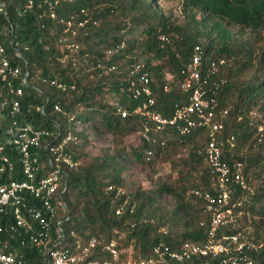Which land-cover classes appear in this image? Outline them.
Listing matches in <instances>:
<instances>
[{"label": "trees", "instance_id": "1", "mask_svg": "<svg viewBox=\"0 0 264 264\" xmlns=\"http://www.w3.org/2000/svg\"><path fill=\"white\" fill-rule=\"evenodd\" d=\"M2 1L10 3L7 16L13 25L12 42L28 65V83L35 87H22L18 122L55 133L60 126L61 137L70 131L75 138L67 144L66 151L77 166L67 170L64 177L66 186L61 198L64 207L57 209L52 221V239L58 237L61 229L65 236L63 247L74 252L96 239L89 259L100 261L110 259L103 250L104 244L116 240L120 262L146 259L160 244L177 251L186 243L207 242L210 220L205 202L192 193L214 192L215 178L204 156L198 154L207 145L206 130H193L182 136L167 128L153 141H147L140 135L143 119L131 113L139 100L120 93L129 83V66L142 62L151 78L155 109L163 116H171L176 106L185 103V96L176 86L179 73L193 46L201 44L206 56L229 61V66L217 77L226 79L218 96L220 108L228 109L223 136H236L234 147L225 152L224 158L229 163L243 164L247 182L254 189L251 201L239 209L243 212L240 223L218 229L215 240L240 234L253 239L254 245L246 243L234 251L231 248L229 254L220 258L193 256L183 262L168 260L166 264H220V259L230 256L237 264L246 261L264 264V245L259 247L264 242V133L258 132L260 126L264 127V114L261 118L249 116L251 111L264 113V0H184L183 18L177 21L164 16L157 9L156 0L63 3L55 9L58 16L67 17L84 9L96 22L89 23L77 38L81 49L76 66L56 61L61 28L46 17L38 18L40 11L48 12V4L37 9L42 0H33V9L20 17L17 10L28 0ZM0 23L9 26L3 16ZM42 24L46 25L43 29ZM227 26H234L245 35L238 37ZM159 33L168 35L171 43L162 45L157 39ZM4 42L7 51L13 52L8 42ZM121 43H125L124 49L106 56L107 50ZM17 61L21 78L26 67L22 59ZM97 64L113 65L116 70L100 75L101 71L95 68ZM250 73L253 75L248 80ZM168 74L173 81L168 82ZM20 78L13 80L14 86L21 87ZM51 81L64 84L67 89L62 91L50 85ZM2 84L0 80V89ZM166 84L170 86L167 93L163 90ZM115 102L130 115L122 118ZM55 105L60 112L54 110ZM42 106L49 118L37 110ZM67 116H74V121L68 122ZM97 126L111 136L112 151L91 157L92 132ZM128 137L136 138L137 144L126 146ZM246 144L248 150L242 154L240 149ZM183 148L187 151L185 157L170 161L177 178L168 176L156 180L153 190L144 189L137 169L154 168L163 155ZM41 159H46L43 151ZM63 189L64 186L60 187L59 192ZM238 195L236 192L233 200ZM164 196L173 201L172 209L162 204ZM13 248L21 264L46 263L44 251L19 245Z\"/></svg>", "mask_w": 264, "mask_h": 264}, {"label": "built area", "instance_id": "2", "mask_svg": "<svg viewBox=\"0 0 264 264\" xmlns=\"http://www.w3.org/2000/svg\"><path fill=\"white\" fill-rule=\"evenodd\" d=\"M74 1L42 0L36 5L39 9L42 4H48V12L40 11L38 18L46 17L61 28V35L56 43V61L60 65L70 62L76 66L77 54L81 49V42L77 38L89 23H96L84 9L67 17L57 15V7ZM9 4L0 0V21L3 16L9 24L7 27L0 23V80L3 83L0 89V264H21L13 245L44 251L45 264H166L168 260L183 262L193 256L220 258L221 255L229 254L230 243H237L238 237L229 236L215 240L216 232L221 227L235 223L237 214L241 212L239 209L248 204L253 195L243 164L239 161L229 163L224 158L225 152H230L234 147L236 136H223L228 109L220 108L218 96L226 84V79L217 77L229 66V61L224 57L210 58L206 56L203 45H194L189 60L181 69L176 82V86L185 96V103L176 106L171 116H163L155 109L151 78L142 62L129 66V83L125 89H120L121 94L127 93L133 99L139 100L131 113L143 119L140 135L147 141H153L167 128L175 129L182 136L190 134L193 130H206L207 145L198 154L204 156L215 178L214 192L203 193L194 190L192 193L205 202V212L210 220L207 242L204 245L186 243L177 251H171L160 244L153 248L151 256L146 259L120 262L117 242L112 239L103 246V250L110 255L109 260H90L91 250L97 244L96 239H91L85 246L77 247L74 252L63 247L65 236L61 229L56 239L51 237L52 221L57 209L62 210L64 207L61 199L66 186L64 177L67 176V170L77 166L66 151L67 144L75 138L70 131L61 137L60 126H57L58 132L55 133L49 129H39L32 124L18 122L22 87H35L28 83V65L16 44L12 42L13 25L7 16ZM34 6V1L28 0L17 10L18 16H24ZM45 27V24L41 25L42 29ZM157 39L162 45L171 43L169 36L164 33H159ZM5 40L13 52L7 51ZM124 48L125 43H121L107 50L106 56L111 57ZM18 58L24 61L26 67L21 78ZM95 68L101 71L100 75L116 70L113 65L107 67L97 64ZM19 78L21 87H16L13 80ZM171 81L173 77L168 74V82ZM43 82L47 83V80L43 79ZM50 85L62 91L67 89L57 81H51ZM70 89L73 91L74 87ZM163 90L169 92L170 86L164 85ZM114 107L122 118L130 115L129 111L121 108L119 102H115ZM37 110L45 115L44 106ZM54 110L60 112L59 106L55 105ZM256 115L261 118L255 111L249 113V116ZM67 120L74 121V116H67ZM258 132L264 133V127L260 126ZM42 151L46 156L44 160L41 159ZM16 177L20 179H15ZM62 186L64 189L59 192ZM236 192H239V195L233 200ZM119 212L120 210H117L116 214ZM57 225L60 227V221ZM262 245L264 242L259 247ZM220 264L237 263L236 259L230 256L220 259ZM245 264L251 262L246 261Z\"/></svg>", "mask_w": 264, "mask_h": 264}, {"label": "rangeland", "instance_id": "3", "mask_svg": "<svg viewBox=\"0 0 264 264\" xmlns=\"http://www.w3.org/2000/svg\"><path fill=\"white\" fill-rule=\"evenodd\" d=\"M183 2L184 0H156V7L157 9L164 15V16H170L171 19L177 21L182 20V8H183ZM198 17V16H197ZM215 20H211L210 22H213ZM227 29L232 32L234 35H237L238 37L244 36L245 32L240 31L238 28L234 26H227ZM253 73L248 74V80L250 77H252ZM264 113L261 112L259 114L260 116ZM92 135V145L89 148V153L91 157L95 156H103L106 154H110L112 151V139L111 136L107 133H105L102 130L101 126L94 127ZM126 146H134L137 144L136 138L134 137H128L125 140ZM248 150V144H246L244 147L240 149V152L242 154H245ZM253 152V151H251ZM255 153V152H253ZM187 154V151L185 148L183 149H175L172 151H169L168 155L164 157L162 156V159H159L156 166L154 168H143L137 169V175L139 182H141V185L146 190H153L155 188L154 183L156 180H165L168 176H171L173 179L177 178L176 171L171 168V160H176L180 158H184ZM191 179V178H190ZM193 179V177H192ZM261 181H259V184ZM257 184V181H256ZM252 187V186H251ZM253 189V187H252ZM254 192V189H253ZM162 204L167 206V209L173 208V201L169 198L164 196L162 198ZM243 207V206H242ZM241 212L237 214L235 224L240 223L239 217L243 214L242 210ZM250 231V230H247ZM237 243H230V249L231 251L236 250L239 245L243 244H251L253 242V239H248L246 236H241L240 234L237 235Z\"/></svg>", "mask_w": 264, "mask_h": 264}, {"label": "water", "instance_id": "4", "mask_svg": "<svg viewBox=\"0 0 264 264\" xmlns=\"http://www.w3.org/2000/svg\"><path fill=\"white\" fill-rule=\"evenodd\" d=\"M44 116H46V114H45ZM46 117H47V116H46ZM47 118H49V117H47Z\"/></svg>", "mask_w": 264, "mask_h": 264}]
</instances>
